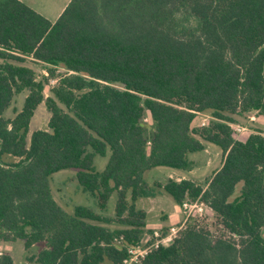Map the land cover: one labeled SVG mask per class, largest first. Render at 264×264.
Masks as SVG:
<instances>
[{
  "label": "trees",
  "instance_id": "1",
  "mask_svg": "<svg viewBox=\"0 0 264 264\" xmlns=\"http://www.w3.org/2000/svg\"><path fill=\"white\" fill-rule=\"evenodd\" d=\"M23 90L21 110L3 117ZM42 102L48 129L29 135ZM251 113L264 116V0H70L53 22L0 0V242L43 243L27 256L39 264H121L152 233L136 201L162 188L178 206L202 201L212 221L190 217L137 264H264V132L242 140L230 126ZM205 142L223 159L203 184L144 179L157 166L191 169ZM67 168L100 211L115 193L114 215L65 211L49 178Z\"/></svg>",
  "mask_w": 264,
  "mask_h": 264
},
{
  "label": "rangeland",
  "instance_id": "2",
  "mask_svg": "<svg viewBox=\"0 0 264 264\" xmlns=\"http://www.w3.org/2000/svg\"><path fill=\"white\" fill-rule=\"evenodd\" d=\"M34 5L33 9L44 11V14L53 19L58 11V7L62 5L64 0H56V4L51 2L52 0H30ZM29 6V5H28ZM37 11V10H36ZM27 65L32 66L37 73H45L40 63H34L31 60L25 62ZM53 79H50L49 85L45 88V95H49L50 86L55 84L51 83ZM27 95V91L15 94L11 104L4 110L3 117L13 118L17 112H19L23 106L24 98ZM255 114V113H251ZM256 116V114H255ZM50 113L42 102L36 108L33 117L29 123V135L31 132L37 129H48V120ZM211 113L209 111L197 112L193 119V128L206 124L211 119ZM240 126H245V130L237 133L238 139H244L248 134L261 131L264 132V116H258L254 121H250L247 116H238L234 122ZM208 151H197L189 154V158L193 161V167L189 170L174 169L165 166H157L146 170L144 173V179L150 184L160 183L164 185L168 179L187 178L194 179V181L203 184L206 179L209 178L213 169L219 167L222 156L221 150L218 146L212 143H208ZM218 152L217 155L215 153ZM110 150L108 149L106 155L101 156L96 154L94 156V168L96 171H102L107 163ZM210 158V159H209ZM5 161H13L15 158L10 156L4 157ZM77 169L67 168L54 172L49 178V185L52 191V195L57 203L64 208L68 213H72L75 206H87L93 211L103 214L105 216L114 215L116 195L112 193L108 199L105 210L100 211L98 208L96 199L87 191H84L77 182L76 178ZM138 208L143 209L146 212V229L150 230H161L168 228L171 225L179 224L184 218L185 214L181 212L179 206L172 199V197L166 193L162 188L158 189V192L153 197L139 198L136 201ZM177 217V219H175ZM175 219V220H174ZM200 220L212 221L208 211L203 212V216ZM110 228L120 227L119 224L111 223L105 224ZM264 235V231H263ZM150 235L147 236V238ZM145 238L144 241L147 239ZM44 247L43 243H37L30 247L28 250L25 249L23 242L17 240L14 242H0V251L8 252L13 259V264H39L34 261L27 259V256L38 252Z\"/></svg>",
  "mask_w": 264,
  "mask_h": 264
},
{
  "label": "built area",
  "instance_id": "3",
  "mask_svg": "<svg viewBox=\"0 0 264 264\" xmlns=\"http://www.w3.org/2000/svg\"><path fill=\"white\" fill-rule=\"evenodd\" d=\"M52 81L53 82L51 83H55L56 79H53ZM248 117L250 121H254L256 118L255 114L249 115ZM202 124L204 125V123ZM230 126L236 133H240L246 129L245 126H240L235 123H230ZM180 210L185 214V216L179 224L169 226L165 233H162L161 230L154 229L145 241L142 240L135 246H129L127 248V256L121 264H137L159 246L169 245L177 236L179 231L186 228L187 221L190 217L196 216L197 219L200 220L203 216V212L206 210V207L202 201L185 200L180 206ZM0 254H2L1 251Z\"/></svg>",
  "mask_w": 264,
  "mask_h": 264
},
{
  "label": "crops",
  "instance_id": "4",
  "mask_svg": "<svg viewBox=\"0 0 264 264\" xmlns=\"http://www.w3.org/2000/svg\"><path fill=\"white\" fill-rule=\"evenodd\" d=\"M20 1H22V2H24L25 4L29 5V7L32 6L33 8H36V7H34V5L31 3L30 0H20ZM69 1H70V0H64V2L62 3V5H61L60 7H58V11H57V13H56V15H55V17H54L53 19H49V17H47V15H45V14H44V11H42V10H41V11H39L38 9H34V10H35V11L37 10L38 13H40V14L43 15L45 18H47L48 20H50V21L53 22V21L56 20V18L60 15V13H61L62 10L65 8V6L68 4ZM51 2H53V4H55V5H57V4H56V0H52ZM32 7H31V8H32ZM33 8H32V9H33ZM256 118H258V116H256ZM192 124H193V121H192V123H191V127H193ZM208 149H209V147H208V143L205 142V143H204V149H203L202 151L207 152ZM217 154H218V152L215 153V155H217ZM221 156H222V153H221ZM189 159H190V158H189ZM209 159H210V158H209ZM222 159H223V158H222ZM190 160H192V159H190ZM192 161H193V160H192ZM221 163H222V160H221ZM221 163H220L219 167L221 166ZM219 167L213 169L211 175H212V174H213V173H214ZM211 175H210V176H211ZM210 176H209V178H210ZM180 179H184V178L182 177V178H178V179H176V180H180ZM191 180H194V179H191ZM179 208H180V206H179ZM175 219H177V217H176ZM175 219H174V220H175Z\"/></svg>",
  "mask_w": 264,
  "mask_h": 264
}]
</instances>
